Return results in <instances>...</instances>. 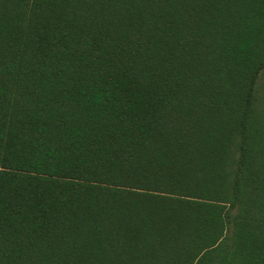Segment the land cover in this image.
<instances>
[{"label": "trees", "instance_id": "obj_1", "mask_svg": "<svg viewBox=\"0 0 264 264\" xmlns=\"http://www.w3.org/2000/svg\"><path fill=\"white\" fill-rule=\"evenodd\" d=\"M0 264H264V0H0Z\"/></svg>", "mask_w": 264, "mask_h": 264}]
</instances>
